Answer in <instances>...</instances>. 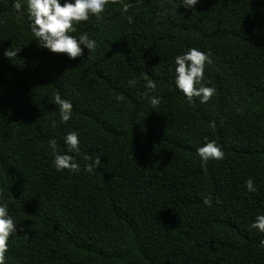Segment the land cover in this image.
Returning <instances> with one entry per match:
<instances>
[{
  "label": "trees",
  "instance_id": "1",
  "mask_svg": "<svg viewBox=\"0 0 264 264\" xmlns=\"http://www.w3.org/2000/svg\"><path fill=\"white\" fill-rule=\"evenodd\" d=\"M13 2L0 0V204L17 229L5 264H264L251 227L264 214V0L110 2L70 33L96 42L76 59L40 46ZM191 47L211 55L207 103L175 87V57ZM205 138L224 151L206 168ZM53 139L79 172L56 170Z\"/></svg>",
  "mask_w": 264,
  "mask_h": 264
},
{
  "label": "clouds",
  "instance_id": "2",
  "mask_svg": "<svg viewBox=\"0 0 264 264\" xmlns=\"http://www.w3.org/2000/svg\"><path fill=\"white\" fill-rule=\"evenodd\" d=\"M26 2L27 16L30 20V31L33 36L39 40L40 46L46 48L55 54H66L70 59H76L84 53V48L92 51L96 47L94 39H90L87 33L79 36L77 39L70 33L76 32L75 25L87 22L90 16H95L97 21L102 19V13L108 3H118L119 0H24ZM198 0H182V5L186 8H193ZM13 7L20 13L22 11V0H14ZM132 7L131 4H124L123 11L127 12ZM129 23H132V17H126ZM83 45V47H81ZM20 48L12 49L11 47L4 51V55L13 59L17 56ZM175 87L185 96L189 103L194 98H199L201 103H207L214 95L215 88L205 86L204 70L206 65L211 64L210 53H205L198 48L191 47L184 54L175 57ZM146 88L149 91L156 90V83L148 79ZM135 85V80L128 82ZM56 104L60 106V117L63 123H67L71 119L72 104L68 100H64L59 94L56 95ZM160 100L158 97H151V104L158 106ZM55 126V122H53ZM211 127H216L215 122L211 123ZM203 146L197 148V154L202 161V167L206 168L209 160H223L224 151L216 141H208L205 138ZM65 143L69 152H79V135L76 131L69 132L65 137ZM50 147L54 150L53 164L57 171L67 170L69 172H79L78 163L74 162V157L69 154H59L55 152L57 147L56 141H49ZM92 160L87 166V171H93L101 164L100 156L95 158L87 157ZM245 187L249 192H255L254 181L249 178L245 181ZM213 197L211 195L203 198V204L211 207ZM216 203H221L219 198ZM251 227L264 233V214L258 215ZM22 230V229H21ZM17 231L16 222L8 214V204H0V264H5V254L8 251V240L13 233ZM264 243V241H262Z\"/></svg>",
  "mask_w": 264,
  "mask_h": 264
}]
</instances>
